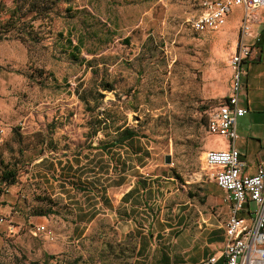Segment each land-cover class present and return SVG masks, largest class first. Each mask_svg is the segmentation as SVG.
I'll return each instance as SVG.
<instances>
[{"label": "rangeland", "instance_id": "374dc122", "mask_svg": "<svg viewBox=\"0 0 264 264\" xmlns=\"http://www.w3.org/2000/svg\"><path fill=\"white\" fill-rule=\"evenodd\" d=\"M47 1L0 0V175L2 169L17 173L13 185L0 181V264H43L45 255L48 264L132 262L133 237L101 216L75 229L76 208L35 176L48 163L54 182L56 159L84 160L107 140L105 132L89 137L91 118L103 109L115 114V125L142 135L148 151L139 176L164 177L162 190L154 188L158 195L177 190L175 201L190 200L212 214L228 210L226 193L202 157L226 147L205 122L231 88L243 10L231 7L222 27L199 33L188 20L203 3L223 0H70L46 13ZM253 14L264 17V8ZM105 84L112 90H102ZM76 91L89 101L95 93L103 98L90 113ZM48 209L55 214L35 215ZM37 226L44 230L34 235Z\"/></svg>", "mask_w": 264, "mask_h": 264}, {"label": "crops", "instance_id": "0c3cea01", "mask_svg": "<svg viewBox=\"0 0 264 264\" xmlns=\"http://www.w3.org/2000/svg\"><path fill=\"white\" fill-rule=\"evenodd\" d=\"M249 26L248 33L238 39L251 52L242 66L239 105L245 115L237 119L234 143L245 175H253L264 162V17L253 14ZM229 95L230 89L223 100ZM147 151L142 139L134 137L107 151L88 152L84 160L56 159L52 167L60 178L54 182L49 179L53 171L48 163L37 169L35 176L53 197L76 208L75 229L101 216L116 222L123 237L135 234L137 244L130 264H203L212 255L218 258L214 264H224L220 253L226 242L229 209H215L212 214L207 206L190 200L175 201L177 190L158 195L154 188L162 190L159 178L164 177L139 176L146 168ZM77 187L82 190L78 192ZM253 208L248 204L242 216L248 217Z\"/></svg>", "mask_w": 264, "mask_h": 264}, {"label": "built area", "instance_id": "2783aa9c", "mask_svg": "<svg viewBox=\"0 0 264 264\" xmlns=\"http://www.w3.org/2000/svg\"><path fill=\"white\" fill-rule=\"evenodd\" d=\"M240 7V38L248 33L253 13L264 7V0H223L219 3H203L202 11L191 20L190 27L196 32L216 30L225 24L231 7ZM250 47L239 40L230 59V95L207 113L206 131L223 137L226 149H209L203 153V163L212 171L209 175L217 186L225 191L229 217L225 223L226 242L220 256L224 264H264V162L253 175L242 173L243 162L235 147L237 119L245 115L239 105L243 63L250 55ZM0 128V138L3 135ZM253 205L248 217L242 216L245 207ZM2 221V220H1ZM43 226L34 227L33 234L41 233ZM218 258L210 256L203 264H214Z\"/></svg>", "mask_w": 264, "mask_h": 264}, {"label": "trees", "instance_id": "16d2710c", "mask_svg": "<svg viewBox=\"0 0 264 264\" xmlns=\"http://www.w3.org/2000/svg\"><path fill=\"white\" fill-rule=\"evenodd\" d=\"M59 2H64V3L68 4L70 2V0H49V1H47V7H46L45 12L47 13V10H48V12L52 11L54 5H56ZM36 7H37L36 2H33L31 5L32 10H34ZM19 10H20L19 7H14V9H12L11 12L16 14L19 12ZM10 22H11V27H13L15 24H18V21H15V20L10 21ZM31 22L32 21L27 23L29 30L23 31L25 33V36H27V37H31V34L33 33V25ZM69 46L73 50H75L77 52L79 51L78 46L72 45L71 41L69 42ZM74 59L77 60V57H74ZM101 88H102V90H112V88L108 84L102 85ZM76 94L78 96L77 97L78 100L86 105V110L90 113L95 110V108L98 105V101L103 98L102 94L95 93L94 94L95 96L92 97L91 100L89 101L87 98L82 96L81 93L79 94L78 91H76ZM90 102H92V104H93L92 106L89 105ZM114 116H115L114 113H112V114H110L109 112L107 113L106 110L103 109L101 114H97V115H95V117L91 118V121H90L91 131L89 133V137L96 136L99 132H105L104 136L106 138H108L107 140L98 141L97 145L91 147L92 149L107 151L108 149L113 148L117 145L125 144L128 140H130L134 137H142V135H140L139 132L135 128H131V127H128L126 125H115V119H113ZM206 119H207V116H206ZM205 126H206V122H205ZM16 179H17L16 171L2 169L1 175H0L1 183L10 186V185L15 184ZM54 214H55V211H52L51 209L35 213V215H54ZM131 234L132 233H128L125 235V237H133V240L135 241V243L133 244V248L130 249V251H131V253L133 252V255H134L135 250H136L137 240L133 235L131 236ZM45 258L48 259L50 257L45 255ZM46 259L44 260L43 264H48ZM127 264H130V262H128Z\"/></svg>", "mask_w": 264, "mask_h": 264}, {"label": "water", "instance_id": "95a60500", "mask_svg": "<svg viewBox=\"0 0 264 264\" xmlns=\"http://www.w3.org/2000/svg\"><path fill=\"white\" fill-rule=\"evenodd\" d=\"M164 163L165 164H170L171 163V159H170V156L169 155H167V156L164 157Z\"/></svg>", "mask_w": 264, "mask_h": 264}]
</instances>
